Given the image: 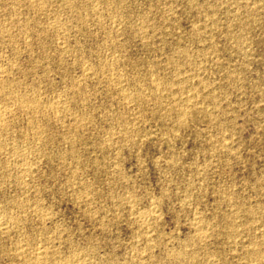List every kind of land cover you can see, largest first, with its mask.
<instances>
[{"label": "rangeland", "instance_id": "rangeland-1", "mask_svg": "<svg viewBox=\"0 0 264 264\" xmlns=\"http://www.w3.org/2000/svg\"><path fill=\"white\" fill-rule=\"evenodd\" d=\"M0 264H264V0H0Z\"/></svg>", "mask_w": 264, "mask_h": 264}, {"label": "bare ground", "instance_id": "bare-ground-1", "mask_svg": "<svg viewBox=\"0 0 264 264\" xmlns=\"http://www.w3.org/2000/svg\"><path fill=\"white\" fill-rule=\"evenodd\" d=\"M43 253V252H42ZM42 253H40V254H42Z\"/></svg>", "mask_w": 264, "mask_h": 264}]
</instances>
